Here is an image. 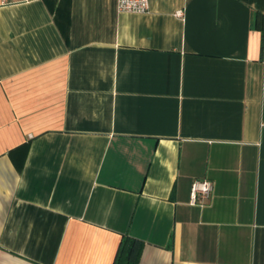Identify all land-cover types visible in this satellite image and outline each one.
Returning a JSON list of instances; mask_svg holds the SVG:
<instances>
[{"label": "crops", "instance_id": "1", "mask_svg": "<svg viewBox=\"0 0 264 264\" xmlns=\"http://www.w3.org/2000/svg\"><path fill=\"white\" fill-rule=\"evenodd\" d=\"M127 237L139 264H264V0H0V264Z\"/></svg>", "mask_w": 264, "mask_h": 264}, {"label": "built area", "instance_id": "2", "mask_svg": "<svg viewBox=\"0 0 264 264\" xmlns=\"http://www.w3.org/2000/svg\"><path fill=\"white\" fill-rule=\"evenodd\" d=\"M151 0H117L119 13L148 14ZM214 184L210 181H195L192 185L190 204L192 206H205L212 196Z\"/></svg>", "mask_w": 264, "mask_h": 264}, {"label": "trees", "instance_id": "3", "mask_svg": "<svg viewBox=\"0 0 264 264\" xmlns=\"http://www.w3.org/2000/svg\"><path fill=\"white\" fill-rule=\"evenodd\" d=\"M141 253L142 245L127 237L121 243L116 264H139Z\"/></svg>", "mask_w": 264, "mask_h": 264}]
</instances>
